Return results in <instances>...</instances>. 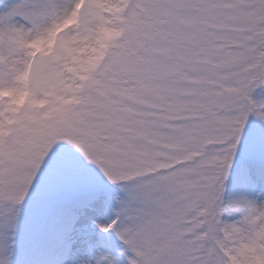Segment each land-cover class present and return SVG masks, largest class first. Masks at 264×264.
<instances>
[{"label": "snow or ice", "instance_id": "6c2138e0", "mask_svg": "<svg viewBox=\"0 0 264 264\" xmlns=\"http://www.w3.org/2000/svg\"><path fill=\"white\" fill-rule=\"evenodd\" d=\"M0 264H264V0H0Z\"/></svg>", "mask_w": 264, "mask_h": 264}]
</instances>
